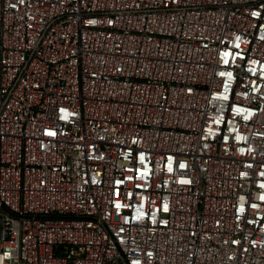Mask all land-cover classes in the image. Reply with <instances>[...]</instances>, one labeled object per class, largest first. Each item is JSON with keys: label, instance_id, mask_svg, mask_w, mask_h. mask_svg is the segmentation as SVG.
I'll use <instances>...</instances> for the list:
<instances>
[{"label": "built area", "instance_id": "built-area-1", "mask_svg": "<svg viewBox=\"0 0 264 264\" xmlns=\"http://www.w3.org/2000/svg\"><path fill=\"white\" fill-rule=\"evenodd\" d=\"M0 264H264V0H0Z\"/></svg>", "mask_w": 264, "mask_h": 264}]
</instances>
